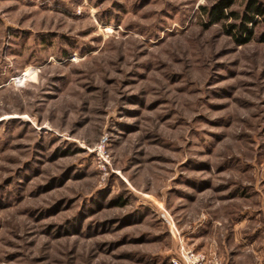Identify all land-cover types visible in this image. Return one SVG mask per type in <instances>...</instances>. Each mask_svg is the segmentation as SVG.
I'll return each mask as SVG.
<instances>
[{
    "label": "rangeland",
    "instance_id": "374dc122",
    "mask_svg": "<svg viewBox=\"0 0 264 264\" xmlns=\"http://www.w3.org/2000/svg\"><path fill=\"white\" fill-rule=\"evenodd\" d=\"M218 1L0 0V264H264V0Z\"/></svg>",
    "mask_w": 264,
    "mask_h": 264
},
{
    "label": "built area",
    "instance_id": "2783aa9c",
    "mask_svg": "<svg viewBox=\"0 0 264 264\" xmlns=\"http://www.w3.org/2000/svg\"><path fill=\"white\" fill-rule=\"evenodd\" d=\"M171 264H225L221 258L214 254L197 251L186 247L183 243L179 245L177 253L170 260Z\"/></svg>",
    "mask_w": 264,
    "mask_h": 264
},
{
    "label": "trees",
    "instance_id": "16d2710c",
    "mask_svg": "<svg viewBox=\"0 0 264 264\" xmlns=\"http://www.w3.org/2000/svg\"><path fill=\"white\" fill-rule=\"evenodd\" d=\"M231 4H232L231 0H219L215 5H213V7L209 11V13L212 14V17L215 18V21H219V20H221V18H223L225 16L224 15L225 8L230 7ZM247 9L249 11H251L252 13H258V15L263 13L261 6H259V4L258 5L255 4V0H251L248 3ZM243 17H244L246 24H247L253 20L254 16L246 13ZM232 26H234V25H232ZM245 26H244V29L246 28ZM248 33H249V35L246 37L245 42H247L251 39V36H250L251 32H248Z\"/></svg>",
    "mask_w": 264,
    "mask_h": 264
},
{
    "label": "crops",
    "instance_id": "0c3cea01",
    "mask_svg": "<svg viewBox=\"0 0 264 264\" xmlns=\"http://www.w3.org/2000/svg\"><path fill=\"white\" fill-rule=\"evenodd\" d=\"M244 243H247V244L245 245V247L248 248V247L253 246L254 244H256V241H254V240H253V241H250V242H249V241H248V242L245 241ZM261 246H262V245H261ZM257 248H260V245L257 246ZM251 250H252V251H255V250H254V247H253V249H251ZM259 250H260V249H259ZM262 251H264V250H262ZM256 256H257V255H256ZM260 257H261V256L258 255V256L256 257V259L260 261ZM233 258H234V261H233V262H234L235 264H238V263L240 264L241 262H244V261H242V259H240V257H238V256H235V255H234V256L232 257V260H233ZM259 261L257 262V261H255V260H253L250 264H259Z\"/></svg>",
    "mask_w": 264,
    "mask_h": 264
}]
</instances>
